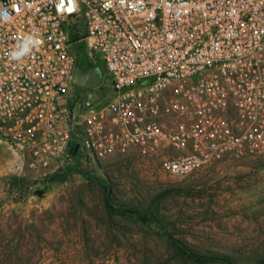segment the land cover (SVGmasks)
<instances>
[{
  "label": "built area",
  "instance_id": "built-area-1",
  "mask_svg": "<svg viewBox=\"0 0 264 264\" xmlns=\"http://www.w3.org/2000/svg\"><path fill=\"white\" fill-rule=\"evenodd\" d=\"M3 12L0 141L28 168L135 153L185 178L264 158V0H0ZM29 36L42 43L12 59ZM82 42L107 98L74 82Z\"/></svg>",
  "mask_w": 264,
  "mask_h": 264
},
{
  "label": "rangeland",
  "instance_id": "rangeland-1",
  "mask_svg": "<svg viewBox=\"0 0 264 264\" xmlns=\"http://www.w3.org/2000/svg\"><path fill=\"white\" fill-rule=\"evenodd\" d=\"M72 51L85 70L102 71L95 91L107 98L100 55L88 59L85 42ZM60 169L32 170L0 141V264H227L196 263L179 244L264 264V158L224 160L185 178L135 153ZM15 178L26 181L11 192Z\"/></svg>",
  "mask_w": 264,
  "mask_h": 264
},
{
  "label": "trees",
  "instance_id": "trees-1",
  "mask_svg": "<svg viewBox=\"0 0 264 264\" xmlns=\"http://www.w3.org/2000/svg\"><path fill=\"white\" fill-rule=\"evenodd\" d=\"M61 172H63V169H59L56 173L60 174ZM14 180H17L19 182L16 183V186L14 183H11V192L14 191V189L22 186V184L25 183L26 180L24 179H17L15 178ZM52 181H62V179L58 176H54L53 180ZM20 185V186H19ZM23 188V186H22ZM22 188H20L19 190L20 191H25L26 192V189L28 188H25V190H22ZM108 203V202H106ZM129 213H135V212H132V211H128ZM138 215H141L140 212H137ZM149 214V213H147ZM177 249L179 252H181L182 254L186 255L189 259L193 260L194 262L196 263H208V262H223V263H227V264H231L232 261H231V258H229L227 255H224V254H218V253H211V254H202L196 250H193L187 246H184V245H178L177 246Z\"/></svg>",
  "mask_w": 264,
  "mask_h": 264
},
{
  "label": "water",
  "instance_id": "water-1",
  "mask_svg": "<svg viewBox=\"0 0 264 264\" xmlns=\"http://www.w3.org/2000/svg\"><path fill=\"white\" fill-rule=\"evenodd\" d=\"M75 84L79 87L85 88V89H95L101 86L103 82V75L102 71L98 68H91L88 71H84L82 69H78L75 77ZM73 145L71 142L69 146ZM78 146L76 145L73 155L76 156L78 151ZM69 148L67 149V152H69Z\"/></svg>",
  "mask_w": 264,
  "mask_h": 264
},
{
  "label": "clouds",
  "instance_id": "clouds-1",
  "mask_svg": "<svg viewBox=\"0 0 264 264\" xmlns=\"http://www.w3.org/2000/svg\"><path fill=\"white\" fill-rule=\"evenodd\" d=\"M0 16L7 18L8 13L7 12L0 13ZM41 43L42 41H39L34 37H31V36L26 37L18 45L17 49L11 53L12 59L18 60V61L21 60L25 55L29 54L33 48L39 46V44Z\"/></svg>",
  "mask_w": 264,
  "mask_h": 264
},
{
  "label": "flooded vegetation",
  "instance_id": "flooded-vegetation-1",
  "mask_svg": "<svg viewBox=\"0 0 264 264\" xmlns=\"http://www.w3.org/2000/svg\"><path fill=\"white\" fill-rule=\"evenodd\" d=\"M79 66H80L81 69H84L83 66H82L81 64H79ZM84 70H85V69H84ZM85 71H87V70H85Z\"/></svg>",
  "mask_w": 264,
  "mask_h": 264
}]
</instances>
